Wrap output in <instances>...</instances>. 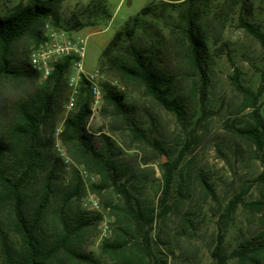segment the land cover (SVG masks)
<instances>
[{
	"label": "trees",
	"instance_id": "16d2710c",
	"mask_svg": "<svg viewBox=\"0 0 264 264\" xmlns=\"http://www.w3.org/2000/svg\"><path fill=\"white\" fill-rule=\"evenodd\" d=\"M62 2L21 1L9 13L0 15V264H103L83 250V237L93 218L83 213L72 215L73 203L83 198L86 189L77 166L98 177L99 182L91 184L90 191L102 200L104 209L114 219L111 237L101 246L108 264H168L166 260L154 257L152 231L158 220L165 221L169 213L183 203L181 184L178 187L180 197L172 201L183 156L173 162L161 163L162 196L157 206L148 200L134 198L129 188V161L114 153L110 138L105 134L101 136L103 147L98 150L87 130L92 109L89 88L83 84L78 107L64 120L60 135L75 164L70 178L62 179L60 158L49 161L44 156L42 134L56 120V105L59 92L66 83L69 62L57 65L53 76L45 82V88L33 87L10 111L5 110L6 95L10 91L39 80L29 64V52L42 41L46 24L68 32L77 31L95 24L106 13L103 7L101 14L74 15L65 22L60 13ZM238 4L239 0H225L220 11L208 21L215 45L222 41L225 18ZM150 12V6L143 8L115 34L102 52L100 67L104 73L113 74L126 88L143 89L146 96L174 113L183 123L188 115V105L203 113L206 111L209 76L205 59L209 46L199 30L193 28L171 30L165 45L138 46L135 39ZM240 27L255 37L264 49V32L259 26L240 18ZM26 41L31 47L27 53H20L19 45ZM234 71L232 84L244 97L242 110H249V120L241 127L232 125L231 130L258 153L264 150V120L259 106L262 89L257 93L250 91L241 84L239 69L234 67ZM173 79L192 83L187 95L188 105L182 98H172ZM48 85L52 86L49 88ZM124 100L122 94L107 88L102 114H110L115 121L116 126L111 131L122 133V126L129 125L134 108L127 106ZM130 133L133 141L144 143L152 153L144 151V155L137 154L130 161L147 166L166 154L165 150L152 146L137 130L132 129ZM124 178L126 180L122 182ZM197 178L203 198L211 199L220 213L217 243L212 252L215 264H228L231 259H237L238 264H264V225L256 241L240 250L228 253L225 245L227 228L239 205L261 212L264 200L245 203L243 195H237L223 206L206 176L199 174ZM258 180L264 190V171ZM49 219L50 228L47 226ZM181 222L184 227L192 225L185 216Z\"/></svg>",
	"mask_w": 264,
	"mask_h": 264
},
{
	"label": "rangeland",
	"instance_id": "374dc122",
	"mask_svg": "<svg viewBox=\"0 0 264 264\" xmlns=\"http://www.w3.org/2000/svg\"><path fill=\"white\" fill-rule=\"evenodd\" d=\"M21 1L27 2L0 0V15L9 13ZM224 1L63 0L60 7L65 22H69L74 15H96L102 13L101 8L106 9V13H103L95 24L71 31L70 35L87 39L84 66L88 72L100 71L102 78L99 80V86L104 96L107 88H111L125 97L124 103L127 106L134 108L129 120L130 127L124 125L122 133L120 130L114 132L111 131L112 127L116 126L112 116L102 114L104 97L98 105H95L90 97L92 116L87 125L98 150L103 147L101 136L105 134L110 138L114 153L120 159L129 161V188L133 197L141 201L148 200L157 206L162 196L161 163L173 162L183 156L172 191V201H175L180 197L179 185L183 186V203L169 213L165 221L158 220L152 231L154 257L166 260L168 264H215L212 252L217 243L220 213L211 199L203 198L197 178L199 174L205 175L213 185L223 206L237 195H243L245 203L264 200L263 186L258 180L264 171V150L257 153L246 140L238 138L231 130L232 125L241 127L249 120V110H242L244 97L232 84L234 67L239 69L243 86L255 93L262 89L259 106L264 120V49L255 37L240 27V18H243L259 26L264 32V0H239L234 11L225 18L226 28L222 41L215 45L208 21L220 11ZM147 6L151 7V12L144 19L143 29H140L135 39L138 46L148 48L154 43L165 45L170 31L182 28L198 29L209 46L205 59L209 76L205 113L187 103V95L192 89L191 82L179 79L171 81L172 98H182L189 107L183 123L174 113L166 111L146 96L143 89L126 88L113 74L104 73L100 67L102 52L108 43L117 32L123 30L130 18ZM30 47L29 42H23L19 45V52L27 53ZM48 86L50 88L52 85ZM33 87L45 88V83L40 80L34 83L29 81L27 85L10 91L6 95L5 110L10 111ZM59 95L56 120L42 134V142L45 144L43 153L49 161L60 158L59 174L67 181L75 165L60 138L63 122L71 113L67 109V83L61 88ZM80 95L75 109L78 107ZM132 129L150 141L152 146L165 150L166 154L158 156L154 163L147 166L130 161V158L137 154L144 155V151L152 154L151 149L144 143L133 141L130 133ZM77 167L86 189L83 198L73 203L72 215L83 213L93 218L83 237V250L103 264H108L107 258L101 253V246L105 239L111 237L114 219L109 211L104 209L102 200L90 191L91 184L99 182L98 177L86 172L82 166ZM125 180L126 178L122 179V182ZM183 216L188 218L192 225L184 227L181 222ZM50 224L49 219L48 228ZM263 225L264 209L258 212L239 205L227 228V252L232 253L255 242ZM14 241L16 242V239ZM228 264H238V260L231 259Z\"/></svg>",
	"mask_w": 264,
	"mask_h": 264
},
{
	"label": "built area",
	"instance_id": "2783aa9c",
	"mask_svg": "<svg viewBox=\"0 0 264 264\" xmlns=\"http://www.w3.org/2000/svg\"><path fill=\"white\" fill-rule=\"evenodd\" d=\"M87 39L72 36L70 32L46 24L42 31V41L29 52V64L38 74L41 82H47L54 74L57 65L69 62L66 83L69 92L67 109L76 110L77 99L82 85L89 88L95 105L102 102L104 94L99 86L102 75L99 70L88 72L84 66Z\"/></svg>",
	"mask_w": 264,
	"mask_h": 264
}]
</instances>
